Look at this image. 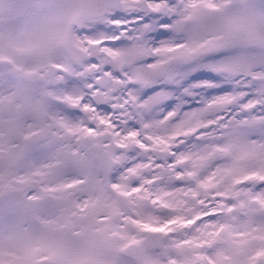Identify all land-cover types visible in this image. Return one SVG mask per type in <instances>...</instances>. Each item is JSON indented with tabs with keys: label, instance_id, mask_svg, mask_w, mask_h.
I'll return each instance as SVG.
<instances>
[{
	"label": "clouds",
	"instance_id": "obj_1",
	"mask_svg": "<svg viewBox=\"0 0 264 264\" xmlns=\"http://www.w3.org/2000/svg\"><path fill=\"white\" fill-rule=\"evenodd\" d=\"M180 7V0H113L102 18L70 25L71 44L52 51L32 90L35 107L22 116L35 133L28 161L59 158L43 179L82 180L73 196L87 202V215L165 244L195 238L212 222L207 213L231 203V191L252 187L244 169L256 162L221 149L264 143V64L206 67L264 52L236 46L190 55L188 31L174 30L178 17L168 13ZM201 80L217 86L192 87Z\"/></svg>",
	"mask_w": 264,
	"mask_h": 264
},
{
	"label": "snow or ice",
	"instance_id": "obj_2",
	"mask_svg": "<svg viewBox=\"0 0 264 264\" xmlns=\"http://www.w3.org/2000/svg\"><path fill=\"white\" fill-rule=\"evenodd\" d=\"M180 3L168 13L178 17L174 30L188 31L190 55L236 46L264 52V4ZM112 7L113 0H0V264H264V143L238 140L221 149L256 162L255 168L244 169L243 183L252 187L231 191V203L207 213L212 222L195 238L167 244L114 232L87 215V202L73 196L82 180L43 179L59 167V158L28 161L35 133L25 129L22 116L35 107L32 90L52 51L69 47L70 25L100 19ZM168 27L162 24L164 30ZM257 64H264V55L206 67L227 72ZM216 86L210 80L192 85ZM256 185L260 190H253ZM137 226L150 233L166 230ZM128 256L132 259L126 260Z\"/></svg>",
	"mask_w": 264,
	"mask_h": 264
}]
</instances>
